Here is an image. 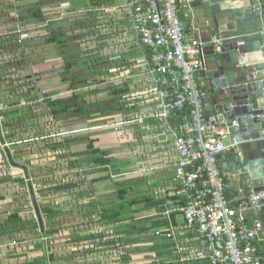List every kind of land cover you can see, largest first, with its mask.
<instances>
[{"label":"crops","instance_id":"obj_1","mask_svg":"<svg viewBox=\"0 0 264 264\" xmlns=\"http://www.w3.org/2000/svg\"><path fill=\"white\" fill-rule=\"evenodd\" d=\"M126 5L127 0H0V109H2L3 105H6V107H4L5 109L7 106L9 110L13 108L14 112L12 115L15 114L16 116L15 123L20 124L19 127L24 130H27L33 125H36V127L40 125L41 128H43L45 126L41 121V119H43L45 122L47 121L52 125L54 132L58 131L55 137L48 134L47 137H50L51 140L47 142H38V139L39 141L43 140L38 137V132H32L30 134L21 133L20 136H23L21 137L23 140L16 138L13 139L14 141L12 139L10 141L12 145H15L12 146L14 150L11 147L13 157L16 161H21L28 167L30 178H38L40 177L38 176V172L42 169L41 167L44 169L46 168L44 171H49L47 164H49L48 167L55 165L56 162L54 161L60 153L58 150L61 149L63 150L61 153H66L69 151L67 149L72 148L75 150L78 148L73 152L72 158L69 157L74 161L73 164L78 165L73 166L72 164L71 166L76 174L74 177L69 176V171H72L71 167H68L70 159L64 157L62 161H58V166L62 167V172L65 174L60 175L59 173L57 174L58 178L55 177L58 181L61 180L59 181L60 184L54 183L49 185L50 180L48 179L41 180V182L36 179L34 186L36 189L39 188L37 187L39 182L42 183L40 184L42 187L48 188L50 186L52 189L46 191L45 194L49 195L51 193L48 192L55 191L66 196L68 195L71 198L70 201L67 200L63 202L66 207L65 210H59V208L49 206V204H47L49 200L41 201V203H43L41 212L42 209L63 212V215L56 219H47L42 212L46 225L50 228H54L55 225H62L64 227L72 225L75 226L77 231H80L89 221H98L103 227H115L113 224L100 220V214L98 215L99 211H97L99 204H105V206L108 207L109 205L113 206L114 203V200L109 199V197L114 196L115 193L114 182H111L112 175L110 166L101 167L100 169H95L92 165L86 167L85 153L87 147L84 148V145H87L88 142H93L95 148L109 152L110 159L119 163L124 161L121 157L125 155V190H128L125 194V205H127L125 209L129 208L128 203L133 200L137 201V204L131 207L133 210L137 209L134 213L135 220H144L159 216L167 219L170 226H163L151 230V236L155 237V232L160 230L169 231L175 243L173 254L164 257H158L156 252L143 249L135 251V247L128 246L129 249L126 254H128L130 259L126 261L125 264H154L156 262H162L163 264H210L206 258L204 243L200 233L197 231V227H189L185 222L182 212L178 211L179 202L183 204V199L177 197L175 194V190L178 192L180 191V189L176 188L171 177L176 159L168 150L165 136L162 135L156 139L154 131H151L148 124H145L142 120H139V125L142 124L141 131L143 132L138 136L135 134L134 127L125 125V128H122L125 132V153H119L118 149L119 146H121L119 139L122 134L116 133L115 129L113 130L114 126H111L109 123H113L115 120V122L122 121V114L120 112L106 116L100 113L91 115L70 113L68 115L53 116L49 106L44 103L45 96H50L52 101H56L65 100L71 97L73 93L81 94L84 92L81 86L79 87V84L77 85V83H75L77 79H82L80 67L83 62L80 64L79 58L77 59V57L81 58L82 56H75L74 53L77 50L74 48L72 51L69 49L68 52V50L65 49L66 44L61 48L56 43L48 42L47 37L51 34L53 30L52 23H54L51 18L54 14H58L59 18H61L57 21L60 23V25L57 26L58 30H65L67 25L64 22L67 18L72 17L77 20H88L89 24H87L85 30L91 34V37L95 38L94 42L91 43L93 45L91 49L95 48V54L91 53V55H100L104 59L101 64H105L109 67V74L106 75L107 79L105 78L104 80L107 81L110 76L113 80L114 71H118L116 77L120 76L123 79L126 78L125 85L128 86L129 91H131L130 84L128 83L130 82L129 79H132L135 88L139 90L141 94L139 100L142 101L140 103L138 102L137 105L140 106L142 115L150 116L149 113H152L155 108H157L156 102L153 103L152 97L149 95V90L152 89L151 79L147 72V64L150 61V58L147 57L149 48L143 46L134 33L132 23L127 16V11L125 10L124 12L123 9ZM38 8H41L40 13H42L46 19L45 22L41 23L42 29H36L38 23L35 25L33 21V14H35V10ZM23 17L27 18L24 25L22 24ZM193 17L195 23L200 26L202 25L207 31L204 19L198 10L194 11ZM46 27L49 30L46 29ZM99 36H103L100 41L96 40ZM126 57L129 58L126 59ZM125 59L130 60L133 63L132 66L125 64ZM90 61L92 60H88V62ZM69 62L73 64L68 72H66V64ZM24 63L28 64L27 68H29V70H20V65ZM98 64H100V62H97L96 66ZM97 70L98 68H96V71ZM23 72H27V76H25L27 84L25 85L23 84L24 80L22 78L20 79L19 75ZM30 73L37 74L41 76L42 79L32 83L30 82ZM76 73H78V75H76ZM207 73L208 72H199L197 76L207 85L210 93L211 86L207 80ZM67 77H69L67 81L62 80ZM11 79H13L14 82L10 87L13 85L18 87L19 83V87L23 89V91L32 93L24 94V92L19 93L17 91L12 94L9 93V96L5 97L6 93L9 91L6 90V86H4L3 83ZM36 83L37 89H39L37 92L36 89H34V84ZM35 94L37 96L33 98ZM38 95H40V97ZM210 96L212 99L213 96ZM5 98L7 100H5ZM25 101L34 102L30 105V110L36 117L31 121L26 118L28 108ZM211 103L212 106L208 114L213 116V101ZM33 105L37 106L33 107ZM40 105L45 107H41ZM135 105L133 106L135 107ZM42 112H44L47 117L43 118L41 116ZM70 115H72L73 118H71ZM126 115L127 113L125 116ZM37 116L39 117L37 118ZM141 119L145 118L142 117ZM158 125L159 122L157 126ZM1 126L3 129L2 121ZM152 126L154 127L155 125ZM146 131H148V133H146ZM51 133L54 135L53 132ZM28 136L35 140L30 141L27 149L24 150L21 144L26 143ZM71 137L73 145L70 147L69 145L71 143L64 142V139H71ZM23 141L25 143H23ZM57 143L62 145L58 148H54L53 146ZM1 149L2 145L0 144V152ZM41 157L53 158H49L47 163L38 164L39 162H37V159ZM1 160L2 156L0 154V161ZM32 160H34L32 163H28ZM122 164L124 167V163ZM53 170L54 172L51 173H56V169ZM14 171L19 172V170ZM18 172H13V178L18 179L24 177L19 176ZM84 172H87V174H84ZM19 173L22 172L20 171ZM1 175L0 170V179L2 178ZM70 179L74 182L81 183L82 186L71 191H56L54 189L58 185H61V183L64 184V181ZM87 180L90 181V184L87 183ZM129 181L136 182V185L129 186ZM91 182H93V184H91ZM7 184H18L19 186L18 188L14 187V185L12 187L10 186L11 188L14 187L13 191H15V193L10 192V194H4L2 191L3 189H7ZM85 186L90 190L88 194L83 193L81 197H76V201H74L72 193L75 190L84 191L83 188ZM145 186L150 188V194L148 193V196H146V193L140 192ZM238 186V181L230 177L228 178L227 193L229 196L236 194ZM22 191L21 184L17 182L0 184V264H82L88 262L89 259H98L102 260L103 264H111V259L109 257L114 254V251L97 252L96 250L101 247L103 248L102 245L98 246V243L101 242L100 244H103V240L107 241L108 238H113L112 235L114 234V230L111 231V233L108 231L102 232L106 235L105 239L92 240L95 250L89 253L90 255H88V258L84 257L83 259L68 255L70 251H75L76 247H79V244L74 243V239L78 240L83 236L74 237L72 241L73 244L68 245V237L60 231L59 233L53 234L55 237L51 235L50 241L53 243V246H51L52 249H50L49 247L46 248L45 244L46 241H49V237H47V235L44 236L41 231V237H36L34 233L30 232L28 227H26L25 230L17 231L19 225L22 223V226L29 225V222L35 218L32 216L34 211L32 212L30 209H26L28 207L30 208L31 204L28 205V202H25L23 205L18 203L20 198H16L18 196L17 193H23ZM11 193L13 194L11 195ZM140 195L141 197H139ZM87 197H90L89 200L94 199L91 202V206H87ZM77 198L80 201L79 206L74 203L77 202ZM147 201L152 202L151 204L153 206L146 208L150 206V203L147 204ZM177 201L179 202L177 203ZM156 202L160 203L157 204ZM70 204L71 207L67 208ZM76 208L77 210L74 211ZM17 213L20 215L21 221L9 220L11 216ZM173 215L174 220L172 219ZM255 217L261 219L259 215ZM24 222L27 223L24 225ZM38 229H40V227ZM47 229L48 227H46L44 234ZM89 231L90 233H94L91 230ZM27 234H34V236ZM159 237L164 238L163 236ZM160 238L159 244L166 242ZM160 250L165 251L166 249L160 248ZM66 258L69 259L68 262Z\"/></svg>","mask_w":264,"mask_h":264},{"label":"built area","instance_id":"obj_2","mask_svg":"<svg viewBox=\"0 0 264 264\" xmlns=\"http://www.w3.org/2000/svg\"><path fill=\"white\" fill-rule=\"evenodd\" d=\"M254 1L258 10L263 2ZM123 9L140 43L153 53L147 72L149 95L157 108L144 118L159 122L150 130L156 139L166 137L176 159L171 177L180 189L176 196L185 201H177L178 211L189 227H197L210 264H264V222L255 217L261 210L260 196L254 192L239 143L230 138L225 142L230 134L220 123L208 126L211 94L197 76L207 72V31L194 21L193 0H127ZM218 42L214 34L210 44ZM185 107L191 108V117L181 130L172 127L170 119ZM230 152L235 155L233 167L224 157ZM229 177L239 183L233 196L227 193ZM155 235L172 237L165 230Z\"/></svg>","mask_w":264,"mask_h":264},{"label":"water","instance_id":"obj_3","mask_svg":"<svg viewBox=\"0 0 264 264\" xmlns=\"http://www.w3.org/2000/svg\"><path fill=\"white\" fill-rule=\"evenodd\" d=\"M254 6V0H193V8L201 13L207 28V80L213 96V116L208 126L220 123L229 131L230 139L239 143L254 192L260 196L259 215L264 222V140L259 141L264 139V118L254 119L251 115H264V3L258 10ZM214 34L219 42L210 44ZM5 142L0 118V144ZM4 152L9 165L28 180L31 205L44 232L29 169L15 160L9 147ZM261 238L264 241V230Z\"/></svg>","mask_w":264,"mask_h":264},{"label":"rangeland","instance_id":"obj_4","mask_svg":"<svg viewBox=\"0 0 264 264\" xmlns=\"http://www.w3.org/2000/svg\"><path fill=\"white\" fill-rule=\"evenodd\" d=\"M40 5V3H39ZM41 12V8H38L35 10V13L37 14V12ZM22 15V14H21ZM23 16V15H22ZM34 16V14H33ZM52 17V16H51ZM78 18V17H77ZM27 18L23 17V20H22V24L24 25L25 24V20ZM45 19V18H44ZM61 19L59 18V15L58 14H54L53 17L51 18V20L54 22L52 23V26L53 28H57V26L60 25V23H58L57 21ZM40 19L35 17L33 18V21H34V24L37 25V28L36 29H42L41 28V23L43 21H39ZM46 20V19H45ZM61 22V21H60ZM67 26L65 28V30H59L58 32L60 34H65V36H63L62 38L64 39H61V40H64L65 41V49L68 50L69 52V49L72 51V49H76L77 51H75L74 55H81L82 57H77V59L79 58V61H80V64L82 62H84V65L80 67L81 71V78L82 79H85V80H92L91 82H86V83H81L79 85V87L81 86V89L82 91H84L83 93H81V96L84 97V99L91 105H94L93 107V111L94 112H97V113H100L101 115L103 116H106V115H111V114H115V113H121L122 114V121L120 122H113V123H109L111 124V126H114L113 127V130L115 129L116 133H121L122 135L120 136V143H121V146H119V153L123 152V154L125 153V132L122 128H125V125H128V126H132L135 128V134L138 136L140 133H142L143 131H141V125L140 124V121L139 120H143L141 119L142 117H145L144 115H142L141 111L140 110V106L137 105V103L141 102L142 100H139V98L141 97V94L139 93V90L135 88V85L133 84L132 82V79H129L130 82H127L130 84V90L129 92L127 93H124L122 95H118L117 97H112V91H111V88H120V87H126L125 83V79H123L122 77H116V74L118 73V71H114V79L112 80L110 77V79L108 78V80H104L105 78L107 79V74L108 73V68L105 64H101V62L104 60L103 57H101L100 55H91V53L95 54V48L91 49V46H93L91 43L94 42V37H91V34H89L87 32L86 29V26L87 24H89V21L88 20H77L76 18H67L65 19V22H64ZM63 24V22H62ZM49 26V24H48ZM46 29H48L46 27ZM89 30V29H88ZM48 38V37H47ZM103 38V36H99L98 39L96 38V40L100 41L101 39ZM21 42V41H20ZM24 42V40H23ZM29 42V41H28ZM58 45V44H57ZM58 47V46H57ZM74 57V56H73ZM129 58V57H126V59ZM125 59V64H128V65H131L132 66V62L130 60H126ZM88 60H92L91 62H88ZM93 62H100V64H98L96 66V63L94 65ZM27 65L26 63H24L23 65H20V70L24 69V71H26L25 69H28L27 68ZM130 67V66H129ZM96 68H98V70L96 71ZM132 68V67H130ZM134 68V67H133ZM131 70V69H130ZM132 71V70H131ZM20 79L22 78L24 80L23 84H27V79L25 78V76H27V72H23V73H20ZM76 75H78V73H76ZM31 76V81L29 79L30 82L34 83L35 82H38L40 79H42L41 76L37 75V74H33V73H30ZM98 79V80H96ZM33 80V81H32ZM13 79L11 80H6V82L3 83L4 86H6V90H8L9 92L6 93V96L5 97H8L9 96V93L12 94L14 92H24V94H29V93H32V92H28L27 91H23V89H21L19 87V83H18V87L16 85H13L12 87H10L12 84H13ZM141 84V83H140ZM34 89H36V92L38 87H37V83L34 84ZM39 85V84H38ZM3 87V86H2ZM75 91V90H73ZM36 94L34 95L33 98H36ZM40 97V95H38ZM5 100H7L5 98ZM4 100V101H5ZM3 101V102H4ZM25 103L27 104V108H28V113H26L27 115V119L29 121H31L32 119H34L36 117V115H34L33 112H31L30 110V105H32V103H34L33 101H28ZM130 103L129 105H127L126 107V104ZM136 104V105H135ZM135 105V107L133 106ZM37 105H33V107H36ZM41 107H45L43 105H40ZM142 106V105H141ZM4 107H6V105H3L2 109H0V117H1V121L3 123V131H4V136H5V139H6V142H5V145H2V149H1V156H2V160L0 161V167H1V177L2 178H7V177H11L13 178L14 176V173L13 172H18V171H14V169L9 165L8 161H7V158H6V155H5V152H4V148L5 147H9L11 149L12 146H15V145H12L11 144V139H22L21 137L23 136H20L21 133L23 134H30L32 132H38L39 133V138L40 139H43L42 141H39L38 139V142H47L48 140H51L50 137H47L48 134H51L52 136H56L57 132H54L53 131V127L52 125H50L47 121L45 122L43 119H41V121L43 122V124L45 125L43 128H41L40 125H38L36 127V125H33L32 127L28 128L27 130H24L23 128H20V124L18 123H15V119H16V116L15 114H13V108H11V110H9L8 106L7 108L5 109ZM10 107V106H9ZM118 111V112H116ZM127 113V115L125 116V114ZM148 114V113H147ZM129 115V116H128ZM41 116L43 118L47 117L44 112L41 113ZM71 118H73L72 115H70ZM39 116H37L38 118ZM46 120V119H45ZM49 126V127H47ZM22 129V130H21ZM51 129V130H50ZM118 131V132H117ZM53 132L54 135L51 133ZM146 133H148V131H146ZM145 133V134H146ZM19 137V138H18ZM123 138V140H122ZM229 138L228 136H226L225 138V142L228 143L230 142L229 141ZM32 140H35V139H32L30 136H28V139L26 141V143L23 141V143L27 144H21L22 148L24 150L27 149L28 145H29V142L32 141ZM37 140V139H36ZM66 143H71L69 146L71 147L73 145V141H72V137L71 139L70 138H67V139H64ZM14 141V140H13ZM13 143V142H12ZM65 143V144H66ZM87 145H84V148H86ZM13 150H14V147H12ZM78 148H76L75 150L74 149H67L69 151H67L66 153H61L63 152V150H58L60 151L59 155L57 156V159L54 161L56 162L55 165L53 166H49V164H47V168L49 171H44L45 169L43 167H41L42 169L38 172V178H30V181H32V183L34 184L36 179H38L39 182H41V180H44V179H48L50 180L49 181V185L50 184H54V183H57V184H60L59 180L56 179L58 178L57 177V174L60 173V175H63L65 173L62 172V167H59L58 166V161H62L64 159V157H68V159H70L69 157L72 158V154L73 152H75ZM12 151V149H11ZM13 152V151H12ZM42 156V155H41ZM49 158H53V157H41L39 159H37V162H39L38 164H43V163H47L48 159ZM124 161H121V163L119 162H114V166H117V167H111L112 166V163L109 165L110 166V170H111V182L113 181L114 182V188H115V193H114V196H110L109 199L110 200H114V202H117L118 201V197H117V194H116V191L119 190L118 186L119 184H122L125 182V155L123 157H121ZM34 160L32 161H29L28 163H32ZM18 162V161H17ZM72 162V163H71ZM73 160L70 159V163H69V166L68 167H71L72 164H73ZM19 163H23L21 161H19ZM124 163V167H123V164ZM24 164V163H23ZM53 164V163H52ZM42 166V165H41ZM44 166V165H43ZM86 167H89L90 165L88 163L85 164ZM93 168L95 169H100L101 166H94ZM53 169H56V173H51V172H54ZM71 170L72 171H69V176L71 177H74L76 174L74 173V170L72 169L71 167ZM20 172V171H19ZM18 172V175L19 176H24V173H19ZM46 172V173H45ZM79 174V173H77ZM84 174H87V172H84ZM16 176V175H15ZM59 176V175H58ZM56 177V178H55ZM87 178V177H86ZM15 179V178H14ZM22 179H24V184L22 185L21 184V188H22V192L23 193H17L18 196L16 198H20L19 199V204H24L25 202H28L27 204H31V201H30V197H29V193H28V188H27V183H28V180L25 179V177H22ZM33 179V180H32ZM53 181H52V180ZM83 180V178H82ZM102 180V179H100ZM67 181H72V179L70 180H66L64 181L67 182ZM39 185H37V187L39 188H35L36 189V193H37V197H38V201H39V205L40 207H42V204L41 201L42 200H49L47 201L49 204V206L53 207V208H59V210H65V205L63 202H66L67 200L70 201L71 198L67 195H64V194H61L59 192H48V193H51L49 195L45 194L46 191H49V190H52L50 188V186L48 188H44L42 187L40 184L42 183H39ZM59 182V183H58ZM63 182V181H62ZM87 183L90 184V181L87 180ZM63 184V183H61ZM91 184H93V182H91ZM14 185V187L18 188V184H7V189H3V193L4 194H10V192H14L13 191V188H11L12 186ZM11 186V187H10ZM88 186V185H87ZM50 188V189H49ZM88 187H84V191H77L75 190L73 193H72V196L74 197V201H76V197H81V194L83 193H87L90 191L89 189H87ZM91 188V186H90ZM48 189V190H47ZM141 193H146V196H148L147 194L149 193L150 194V188H148V186H145L142 191H140ZM44 193V194H43ZM59 195H58V194ZM140 193V194H141ZM13 193H11L12 195ZM22 194V195H21ZM141 197V195L139 196ZM87 206H91V202L92 200H89L90 197H87ZM108 199V201H109ZM75 205H80V201L78 200L77 198V202H74ZM68 207H71V204ZM26 209H30L32 212H33V208H32V205H30V208H26ZM77 208L74 210L76 211ZM33 217H35V214L33 213L32 214ZM36 219V217H35ZM44 219V218H43ZM44 223H45V229L46 227H48L47 231H53L52 233H46L44 234V232H41L44 236L47 235V237H49V241H46V248L49 247L50 249L51 246H53V243L50 241V237L52 235V237H55L53 234H56V233H59L60 231L64 233L65 236L68 237V242L67 244L70 245V244H73L72 241H73V238L78 236H88L90 234V231H93L94 233L96 232H106L108 231L109 233H111V231H113L115 229V227H112V226H108V227H103L98 221H89L86 225H84V228H82L80 231H77V229H75V226H62V225H55L54 228H50L48 225H46V221L44 219ZM2 224V222H1ZM57 224V223H56ZM93 226V227H92ZM107 229V230H106ZM29 233V231H28ZM41 233H40V229H37L36 230V233L35 236L36 237H41ZM34 234H27V235H33ZM86 234V235H85ZM88 234V235H87ZM64 236V237H65ZM74 243L75 244H79V247H76V250L75 251H70V253L68 255H73L74 256H77V258H81L83 259L84 257L88 258L90 255L89 253L92 251V250H95L93 247V241H78L77 239H74ZM71 241V242H70ZM74 247V246H73ZM128 246L127 247H122L120 248V250H117V251H114L113 255L111 257H109L111 259V264H123L121 262V258L123 256V252L126 256V253L128 252ZM51 251V250H50ZM69 258V257H68ZM108 258V259H109ZM66 261L68 262L69 259L66 258ZM52 264V263H51ZM57 264V263H55ZM62 264V263H61ZM81 264V263H80ZM82 264H103V261L102 260H98V259H89L88 262L86 263H82Z\"/></svg>","mask_w":264,"mask_h":264},{"label":"trees","instance_id":"obj_5","mask_svg":"<svg viewBox=\"0 0 264 264\" xmlns=\"http://www.w3.org/2000/svg\"><path fill=\"white\" fill-rule=\"evenodd\" d=\"M262 2L264 3V0H262ZM35 17L39 18V21H43L45 22L46 20L44 19L45 17L43 16L42 13L37 12V14H34ZM53 29V30H52ZM50 30L51 34L48 37V42L49 43H56L58 44L61 48L63 47V45L65 44L64 40H61L63 36H65V34H60L57 28H52ZM49 30V29H48ZM152 50L149 49L147 51V57L151 59L152 57ZM91 62V61H90ZM96 62H93L92 65H94ZM73 63H67L66 64V72H68V70L71 68V65ZM84 65V62L82 63V66ZM69 77L67 78H63V81H67ZM81 82H80V81ZM89 83V80H85V79H77V85L81 84V83ZM91 82V80H90ZM76 91V90H75ZM112 91V97H117L119 94L122 95L124 93H127L129 91L128 86H124V87H120V88H111ZM130 103L126 104L129 105ZM49 108L52 111L51 114L53 116H59V115H68L70 113H76L79 115H91L97 112L93 111V107L94 105L89 104L83 96H81L80 93L74 94L69 97L66 98L65 100H56V101H52L49 103ZM118 112V111H116ZM113 115V114H111ZM209 115V114H208ZM191 117V108L185 107L182 111H179L177 114V117H173L170 119L169 123L172 127L177 128L179 130H181L182 126L184 125L185 121H187L186 119H189ZM145 124H148V127L153 128L152 125L157 126L158 121H156L155 119L152 118H145L142 120ZM151 125V126H150ZM154 126V127H155ZM151 131H154V129H152ZM155 133V131H154ZM57 143L55 146H53L54 148H58L60 147V145ZM86 158H85V162L88 163L89 165L92 166H101V167H105L110 165L111 163H116L115 160H111L109 155L110 153L107 151H102L100 149H97L94 147L93 142H88L87 144V151L85 153ZM225 159L231 163L232 167L234 166V160H235V155L230 152L227 153L225 156ZM73 166H78L73 164ZM111 167H117L114 166V164ZM109 178V177H108ZM9 182H17L20 184H24V179L22 178H18V179H14L11 177H7V178H1L0 179V184H5V183H9ZM129 186L132 185H136V182L133 181H129L128 182ZM82 184L81 183H77L74 181H69L67 183L58 185L57 187H55L54 189L56 191H71L74 189H77L79 187H81ZM119 190L116 191L117 197H118V201L113 203V206H105V204H99L97 211L98 215L100 214V220L113 224L115 226L114 229V234L112 235L113 238H108L107 241L103 240V244L98 243L99 245H102L103 248H98V250H96L97 252H102V251H117L120 250V248H124L127 246L130 247H135L136 250L135 251H140V249L143 250H147L150 252H156L158 257L162 256H169L171 254H173L174 252V248H175V243L173 242V238L172 237H164V238H160L159 235H156L155 237L151 236V230L155 229V228H159V227H163V226H170L169 221L167 219H165L162 216L159 217H153V218H148V219H144V220H135L134 218V213L137 211V209H132L131 207H133L134 205L137 204V201H133L131 200L128 203V209H125L127 207V205H125V194L128 192V190H125V182L122 184H119L118 186ZM145 201V200H143ZM146 202V201H145ZM150 203V206H147L146 208H150L153 205L151 204L152 202H148L147 204ZM157 203V202H156ZM160 203V202H158ZM157 203V204H158ZM183 203H185V201L183 200ZM42 212L44 214V217L47 219H56L60 216L63 215V212L60 211H54L51 209H42ZM172 219L174 220V215L172 216ZM9 220H17V221H21V217L20 215L14 214L13 216H11V218ZM27 222H24V225ZM251 220L250 218L246 219V224L250 226ZM23 223L21 225L18 226L17 231H22L25 230L26 227H28V229H30V232L35 233V231L39 228V224L36 221L35 218H33L30 222L29 225L26 226H22ZM93 227V226H92ZM54 231H46V233H52ZM55 233V232H54ZM162 240H165L166 242L163 244H159V238ZM106 235H104L103 233H90L88 236L85 237H80L78 239V241H92L95 239H105ZM102 241V240H101ZM105 246V247H104ZM160 248L166 249L165 251L160 250ZM93 251V250H92ZM162 251V252H161ZM94 252V251H93ZM130 259V257L128 256V254H124L123 252V256L121 258V262L125 264L126 261H128ZM35 264V263H34ZM154 264H163L162 262H156ZM169 264V263H167ZM171 264H177V263H171Z\"/></svg>","mask_w":264,"mask_h":264},{"label":"flooded vegetation","instance_id":"obj_6","mask_svg":"<svg viewBox=\"0 0 264 264\" xmlns=\"http://www.w3.org/2000/svg\"><path fill=\"white\" fill-rule=\"evenodd\" d=\"M42 102H43V101H42ZM50 102H52L51 97H50V96H45V97H44V103H45L46 105H49Z\"/></svg>","mask_w":264,"mask_h":264}]
</instances>
